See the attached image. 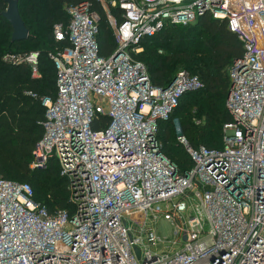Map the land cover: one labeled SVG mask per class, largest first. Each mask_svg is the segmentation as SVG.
Instances as JSON below:
<instances>
[{
    "label": "built area",
    "instance_id": "2783aa9c",
    "mask_svg": "<svg viewBox=\"0 0 264 264\" xmlns=\"http://www.w3.org/2000/svg\"><path fill=\"white\" fill-rule=\"evenodd\" d=\"M99 1L121 53L100 56V18L88 3L66 7L54 35L70 44L49 54L58 93L43 99L44 135L30 165L57 162L70 208L51 211L30 183L0 177V264H264V0ZM205 15L227 21L244 55L229 70L222 149L193 148L176 122L193 162L181 171L164 154L159 121L205 84L182 70L156 87L134 54L145 38ZM38 57L12 59L38 75ZM139 210L140 223L131 217ZM161 217L174 226L170 241L157 232Z\"/></svg>",
    "mask_w": 264,
    "mask_h": 264
},
{
    "label": "trees",
    "instance_id": "16d2710c",
    "mask_svg": "<svg viewBox=\"0 0 264 264\" xmlns=\"http://www.w3.org/2000/svg\"><path fill=\"white\" fill-rule=\"evenodd\" d=\"M88 3L99 16L97 35L99 54L108 58L117 51V42L104 7L99 0H19V10L29 37L12 41L13 28L3 16L8 0H0V177L15 182L30 183L37 202L46 203L49 210L69 209L68 183L51 159L45 170H33V150L44 135L46 108L43 99L57 98L56 67L49 57L66 49L68 38L58 41L54 26L67 24L66 7ZM118 21L120 10L112 8ZM144 50L134 54L147 66L151 82L156 87L169 86L178 72V65L202 79V90L186 92L168 120L159 121V139L164 154L176 162L181 171L193 166L192 159L178 140L176 122L181 134L193 148L203 146L220 150L224 146V125L232 120L227 108L231 88L229 70L233 62L244 55L237 33L228 28L226 20L210 15L194 24L171 26L154 37L143 40ZM158 45V46H157ZM170 48L172 52H164ZM39 53L36 65L12 59ZM201 54V67L195 60ZM93 129L99 125L94 124ZM38 189L40 196L36 189Z\"/></svg>",
    "mask_w": 264,
    "mask_h": 264
},
{
    "label": "water",
    "instance_id": "95a60500",
    "mask_svg": "<svg viewBox=\"0 0 264 264\" xmlns=\"http://www.w3.org/2000/svg\"><path fill=\"white\" fill-rule=\"evenodd\" d=\"M3 16L10 22L13 28L12 41H21L29 37V29L23 21L20 10H19V0H8L7 9L4 11ZM121 53V50H117L113 56L117 57ZM175 79V78H174ZM137 256H140L139 249L136 250ZM226 250H222V254H225Z\"/></svg>",
    "mask_w": 264,
    "mask_h": 264
},
{
    "label": "rangeland",
    "instance_id": "374dc122",
    "mask_svg": "<svg viewBox=\"0 0 264 264\" xmlns=\"http://www.w3.org/2000/svg\"><path fill=\"white\" fill-rule=\"evenodd\" d=\"M164 52H172V51H170V48H168V49H164ZM200 58H201V54H198V58L195 60V64L197 67H201V65H202ZM176 70L180 72L182 70H188V69H186L183 65L179 64ZM193 72L196 73V75L199 74L196 70H193ZM35 189L38 193V196H40L38 189L37 188H35ZM142 216H143V214H142V211H140V210L139 211H133L131 213V217L134 220L138 221L139 223L142 222ZM156 226H157V232L162 238L167 239V241H170V240L175 238L174 237V226L169 220H166L164 217H161L157 221Z\"/></svg>",
    "mask_w": 264,
    "mask_h": 264
}]
</instances>
